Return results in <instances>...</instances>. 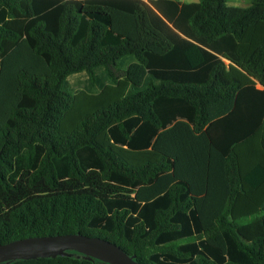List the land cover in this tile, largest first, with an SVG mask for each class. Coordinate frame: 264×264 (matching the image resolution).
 Listing matches in <instances>:
<instances>
[{"label": "trees", "instance_id": "1", "mask_svg": "<svg viewBox=\"0 0 264 264\" xmlns=\"http://www.w3.org/2000/svg\"><path fill=\"white\" fill-rule=\"evenodd\" d=\"M77 233L264 264V0H0V244Z\"/></svg>", "mask_w": 264, "mask_h": 264}, {"label": "water", "instance_id": "2", "mask_svg": "<svg viewBox=\"0 0 264 264\" xmlns=\"http://www.w3.org/2000/svg\"><path fill=\"white\" fill-rule=\"evenodd\" d=\"M69 251L106 264H140L136 260V255H130L117 244L80 233L26 238L0 244V264L68 256Z\"/></svg>", "mask_w": 264, "mask_h": 264}, {"label": "rangeland", "instance_id": "3", "mask_svg": "<svg viewBox=\"0 0 264 264\" xmlns=\"http://www.w3.org/2000/svg\"><path fill=\"white\" fill-rule=\"evenodd\" d=\"M145 1H148V0H145ZM178 1L191 3V2H196L198 0H178ZM227 3L229 6L247 8L251 5L252 0H227ZM199 238H201V237H199ZM199 238H197V239H199ZM181 244H184V242H181ZM68 254H69V252H68Z\"/></svg>", "mask_w": 264, "mask_h": 264}, {"label": "crops", "instance_id": "4", "mask_svg": "<svg viewBox=\"0 0 264 264\" xmlns=\"http://www.w3.org/2000/svg\"><path fill=\"white\" fill-rule=\"evenodd\" d=\"M196 2H198V1H196ZM184 3H187V2H184ZM191 3H193V2H191ZM258 88L263 89V87L261 85H258Z\"/></svg>", "mask_w": 264, "mask_h": 264}]
</instances>
